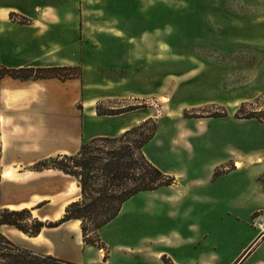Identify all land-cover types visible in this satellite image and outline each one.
I'll return each instance as SVG.
<instances>
[{
  "label": "crops",
  "instance_id": "0c3cea01",
  "mask_svg": "<svg viewBox=\"0 0 264 264\" xmlns=\"http://www.w3.org/2000/svg\"><path fill=\"white\" fill-rule=\"evenodd\" d=\"M184 2L0 0V70L62 69L81 75L67 81H24L8 75L0 80V210L28 208V204L12 200L18 190L28 191L27 184L20 187L15 181L16 169L27 170L23 174H33L30 169L38 162L73 155L81 148L78 142L59 151L41 149L38 145L33 148L22 144L15 146L16 116L25 119L26 113L31 115L28 108L38 105L35 115L41 116L46 123L52 114L51 103L80 99L81 85H131L132 75L151 74L158 71V67V72H163L164 56L195 60L212 58V52L217 55L218 52L208 46L204 49L206 55L195 53L189 56L173 48L172 45H177V42L166 39L171 34V28L167 23L163 24V6L173 11ZM201 3L208 7L219 4L206 0ZM253 52L260 55L257 49ZM105 74L109 77L104 78L102 75ZM252 85H264V78L253 81ZM69 86L73 88L71 92H67ZM57 110L68 114L80 127L78 121L82 120L69 106L55 108ZM129 114L116 116L117 119L111 121L122 120L125 123L130 121ZM90 115L103 120L98 116L96 106ZM82 118L83 128H80L84 131L85 115ZM147 119L136 120L126 128L121 125L115 132L118 130L120 136ZM214 122L220 128H228L222 129L225 132L230 129L237 132L240 128L241 132L242 129L247 133L251 131L250 134H258L264 139V119L225 117L208 123ZM216 133L224 138V132L217 130ZM242 135L236 134L235 137L241 139ZM191 138L187 139L188 144L194 139ZM172 146L187 152L192 149L190 144ZM208 150L212 151L204 148L206 153ZM224 152L226 156L223 159L209 163L204 179H190L185 166L166 169L156 166L174 179L173 184L155 192L141 193L124 205L118 218L125 215L128 207L130 216L125 219L123 227L118 226L115 230L114 245L109 246V259L105 260L101 254L89 253V248L81 247L83 243L78 240V246L87 257L84 262H67L118 264L114 258L123 256L125 264H129L127 256H130L132 264H165L166 260L170 264H236L250 250L241 264H264V146L254 152L233 148H226ZM217 172H220V177ZM141 198H146L147 202L137 209L135 204ZM153 200L157 203L154 204ZM47 220L57 221L46 216L39 219L45 224ZM69 223H75L81 234L77 225L79 222ZM66 224L54 229L45 227L37 237H30L6 225H0V233L15 246L44 258L52 256L58 242L64 244L67 240H54L52 233ZM122 236L127 239L126 243L119 242Z\"/></svg>",
  "mask_w": 264,
  "mask_h": 264
},
{
  "label": "rangeland",
  "instance_id": "374dc122",
  "mask_svg": "<svg viewBox=\"0 0 264 264\" xmlns=\"http://www.w3.org/2000/svg\"><path fill=\"white\" fill-rule=\"evenodd\" d=\"M201 1L203 0H185V4H180L179 9L175 8L173 11L163 6V24L167 23L171 28V34L166 39L172 43L177 42V45H172L173 48L189 56L195 53L206 55L204 49L212 46L218 52L217 55L212 52L211 55L215 58L193 60L188 57L164 56L163 72H158V67V71L151 74L132 75L131 85H81L80 99L67 103H51L52 114L46 123L41 116L35 115L38 105L29 107L30 116L27 113L25 119L20 115L16 116L15 146L22 144L33 148L38 145L41 149L59 151L76 145L77 142L82 146L96 138H112L118 135L119 131L115 130L119 126L126 128L136 120L148 118L147 120L150 119L158 128L155 139L146 147L149 160L160 169L185 166L190 179H204L209 163L223 159L226 156V148L259 151L264 146V139L258 134H250L251 131L247 133L242 128L243 132L240 128L237 132L232 129L225 132L222 129L228 128H220L216 122H208L225 117L236 120L264 119V85H252L253 81H258L259 78L262 81L264 78V0H206L219 3L209 7ZM255 49L260 52L259 56L253 52ZM221 55L223 57H220ZM28 75L38 79L48 76L49 73L39 70L33 74L21 73L23 77ZM50 76H56L54 79L61 81L81 77L73 71L62 70L52 72ZM90 76L99 77L87 75ZM102 76L105 78L108 75ZM72 90V86H69L67 92ZM63 106H69L78 114L82 120H79L78 124L82 128V116L85 115L84 131L68 114L62 113L61 110L55 111V108ZM95 106L101 114L130 113V121H111L117 119L116 116H100L103 120L97 119L95 115H90ZM217 130L224 132V138L217 135ZM236 134H243V138L237 139ZM190 138L192 149L189 152L183 148L176 150L172 146L189 145L187 139ZM204 148L212 151L208 150L206 153ZM43 162L47 163L46 168L38 172L33 166L30 169L33 174H23L27 172L25 169L15 170V181L18 185H28V191L20 189L12 197L18 204H28L29 214L17 219L31 229L33 225L30 215L38 221L43 216L59 221L65 213V208L80 196V189L76 188L73 179L56 170L47 169L52 166L50 160ZM38 168L42 169L39 166ZM217 174L218 177L221 176L220 172ZM146 202V198H141L135 206L139 209L140 205L143 206ZM152 202L157 203L156 200ZM129 212L128 207L125 215L99 232L100 246L85 245L75 223L66 224L57 232L54 230V240H67L64 244L57 243L56 251L52 250L51 257L66 260L65 262H84L87 255L78 246L79 240L83 243L81 247L89 248V253L101 254L105 260L109 259V246L114 245L115 230L118 226L123 227L125 219L130 216ZM48 221L46 226L57 222ZM46 228L54 229L48 226ZM126 240L122 236L119 242L123 244ZM6 254L7 251L0 252V256ZM127 260L132 264L130 256H127ZM114 261L125 264L123 256L115 257ZM164 262L170 264L167 260Z\"/></svg>",
  "mask_w": 264,
  "mask_h": 264
},
{
  "label": "trees",
  "instance_id": "16d2710c",
  "mask_svg": "<svg viewBox=\"0 0 264 264\" xmlns=\"http://www.w3.org/2000/svg\"><path fill=\"white\" fill-rule=\"evenodd\" d=\"M38 70L46 71L49 75L38 79L32 75L21 76V73L33 74ZM61 70H0V80L7 75L24 81L54 79L56 76H50L52 72ZM97 114L119 116L123 113L101 114L97 108ZM157 129V125L149 119L118 137L93 139L83 144L73 155L50 158L52 166L47 169L57 170L73 179L80 189V196L65 208L59 221L47 226L58 228L69 222H79L84 244L100 246L99 232L119 217L128 201L141 193L155 192L171 186L174 179L160 171L146 155V147L155 139ZM46 164L38 162L34 169L43 171ZM24 214H29V210H0V225L14 227L30 237L39 236L43 228L47 227L46 224L32 219L30 215L33 225L31 229L17 219ZM3 251H7V254L0 256V264H72L53 257L36 256L31 251L15 246L0 233V252ZM249 254L250 250L236 264H241Z\"/></svg>",
  "mask_w": 264,
  "mask_h": 264
},
{
  "label": "bare ground",
  "instance_id": "6f19581e",
  "mask_svg": "<svg viewBox=\"0 0 264 264\" xmlns=\"http://www.w3.org/2000/svg\"><path fill=\"white\" fill-rule=\"evenodd\" d=\"M240 166V165H239ZM79 229H80V226L78 225Z\"/></svg>",
  "mask_w": 264,
  "mask_h": 264
}]
</instances>
